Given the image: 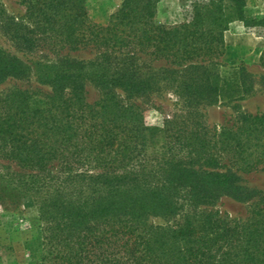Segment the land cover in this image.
I'll use <instances>...</instances> for the list:
<instances>
[{"label":"trees","instance_id":"trees-1","mask_svg":"<svg viewBox=\"0 0 264 264\" xmlns=\"http://www.w3.org/2000/svg\"><path fill=\"white\" fill-rule=\"evenodd\" d=\"M190 1L178 25L155 21L159 0H123L106 25L88 18L87 0H19L20 20L4 17L0 2V21L27 50L95 54L33 61L50 93L0 96V165L20 171L0 176V201L32 199L49 264H264V195L236 186L238 173L264 171V115L240 113L218 131L197 118L202 104L236 93L219 62L230 24L260 26L264 37V19L246 18L247 0ZM150 62L169 67L153 72ZM259 63L264 68V49ZM25 69L0 49V82ZM160 79L187 116L164 129L142 126L137 107L112 90L132 98ZM86 82L103 99L88 104ZM159 138L161 155L152 157L147 150ZM256 194L245 221L199 210L221 196L243 202ZM152 216L180 219L157 227Z\"/></svg>","mask_w":264,"mask_h":264},{"label":"rangeland","instance_id":"rangeland-1","mask_svg":"<svg viewBox=\"0 0 264 264\" xmlns=\"http://www.w3.org/2000/svg\"><path fill=\"white\" fill-rule=\"evenodd\" d=\"M122 1L87 0L88 18L98 25H106L109 16L120 7ZM0 2L4 9V17L20 20L24 16V8L20 6L19 0H0ZM190 3V0H159L155 21L164 25H178L187 21L190 15ZM244 11L247 19H264V0H247ZM2 23L0 21V49L4 54L19 59L26 69L22 77H11L0 82V96L14 90L27 91L31 94L50 93L49 87L40 85L36 81L31 68L33 61L55 62L60 57L76 61H88L95 58V54L89 51L80 53L62 51L53 54L46 46L27 50L16 43L12 38V32ZM225 34V54L219 62L227 68L225 82L235 85L236 93L230 97L229 91L226 90L227 99H220L213 104H202L197 109L198 122L210 130L217 131L223 126H231L240 113L264 115V68L259 63L264 49L263 29L260 26L246 28L242 22L235 21L230 24ZM149 65L153 72H160L169 67L164 62H150ZM159 83L155 90L132 98H128L117 89H113L112 94L122 104L127 106L133 104L137 107L135 120L138 124L164 129L167 121H181L186 118L187 111L183 109L182 101L174 90L165 88L164 81L161 79ZM103 95L104 91L100 88L92 83H85L84 98L88 104L93 105L100 101ZM160 148L161 139L159 138L150 145L147 154L159 158ZM224 163L226 161H223ZM8 172L20 171L13 165L8 169L0 165V176ZM237 176L239 181L236 186L244 188L242 189L244 193L248 190L261 192L264 195V171L238 173ZM259 196L256 194L243 202L230 196H221L212 205L200 206L199 210L217 212L219 217L228 220L245 221L251 204L258 200ZM183 212L190 213L191 208L185 206ZM179 219L180 216L170 220L152 216L149 217L148 222L153 226L165 227L172 226ZM43 230L44 224L39 221L35 205L30 197L25 195L14 202L0 201V264H49L43 260L48 249L44 243Z\"/></svg>","mask_w":264,"mask_h":264},{"label":"crops","instance_id":"crops-1","mask_svg":"<svg viewBox=\"0 0 264 264\" xmlns=\"http://www.w3.org/2000/svg\"><path fill=\"white\" fill-rule=\"evenodd\" d=\"M224 37H226V34L224 35Z\"/></svg>","mask_w":264,"mask_h":264}]
</instances>
